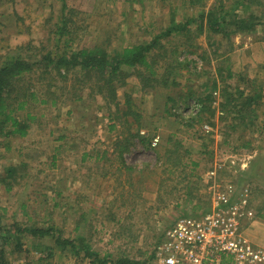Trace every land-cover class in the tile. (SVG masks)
<instances>
[{"label": "rangeland", "instance_id": "1", "mask_svg": "<svg viewBox=\"0 0 264 264\" xmlns=\"http://www.w3.org/2000/svg\"><path fill=\"white\" fill-rule=\"evenodd\" d=\"M238 1L203 0L195 7L188 0H66L74 49L103 45L119 51L152 40L171 21H182L219 4L232 17L255 15L259 24L254 32L233 33L225 40L206 32L190 39L177 36L164 44L170 55L158 64L160 72L178 56L193 64L170 78L178 86H117L115 99L109 100L98 92L94 80L74 75L54 105L51 99L48 104L37 103L33 132L26 138L0 141V178L11 166L23 176L11 190L6 187L9 180L0 181V213L5 222L32 224L52 218L49 222L61 227L66 237L75 238L79 234L76 223L85 214L81 232L101 257L147 259L154 249L156 252L157 239L180 215L199 216L213 206L216 193L209 183L210 171H217L221 185L217 189L227 184L238 189L248 186L250 191L251 186L264 189V149L257 148L264 146V136L255 132L264 125V99L258 101L261 106L254 126L247 129L232 130L233 116H220L230 96L225 93L227 88L234 97L251 86L254 90L264 88V0H246L241 7L236 5ZM62 4L61 0H0V62L19 54L35 57L52 49L56 45L54 26L63 16ZM190 44V53L180 56L178 53ZM225 67H230L233 74H244L245 79L227 78ZM42 69L30 82L48 97L49 83L57 84L59 77L55 71L44 73ZM201 86L215 95L211 104L215 114H204L203 122H195L192 127L174 121L177 111L189 114L194 104L191 92H201ZM129 99L141 119L124 116L130 108ZM111 124L115 125L112 130ZM137 132L140 136L133 137ZM175 134L183 139V147L162 141ZM132 137L123 159L127 166L142 169L141 175L119 171V148ZM251 140L253 150L233 149ZM167 147L184 156L189 163L186 170L174 167L173 160L167 162L169 157L174 158L164 157ZM104 150L107 155L98 162L95 156ZM86 151H92L94 158L83 162ZM250 196L253 208L264 200L256 190ZM55 203L60 205L54 207ZM245 232L253 244L264 248V220L250 221ZM25 243L28 252L6 247L11 261L89 264V260L70 251L36 260L41 251H48L43 247L50 244Z\"/></svg>", "mask_w": 264, "mask_h": 264}, {"label": "trees", "instance_id": "2", "mask_svg": "<svg viewBox=\"0 0 264 264\" xmlns=\"http://www.w3.org/2000/svg\"><path fill=\"white\" fill-rule=\"evenodd\" d=\"M48 1V0H44ZM203 0H188L191 6H201ZM246 0H239L236 3L237 6H242ZM63 16L60 22H57L54 26V39L56 45L52 49H48L45 52L38 53L37 56L23 57L21 54L12 56V58H4L0 62V141L13 139L15 137L26 138L31 132H33V123L37 121L38 117L34 113L37 103L48 104V99H51L52 105H54L58 99L64 94L66 84L73 77H84L85 79L94 80L95 86H97L98 92H100L105 98L109 100L115 99L117 86H127L128 84L141 85L143 89H151L156 84L162 83L168 86H178V82L169 81L172 76H176L178 70H183L193 66L192 62H186L187 58L180 59L174 57L172 65L165 67L163 73L158 70V64L162 60H166L170 55V51L164 44L171 41L174 37L183 38L202 35L203 33H209L210 35H216L219 40L229 39L231 34L237 32H254L257 24V18L255 15H249L245 18H241L238 15L232 17L225 10L223 5L213 6L207 12L202 9L198 14L186 17L182 21H171V25L161 32L159 35L153 37L152 40L135 45H129L122 47L119 51H111L105 48L103 45H94L92 47H82L74 49L72 47V37L68 30V22L66 11L68 7L66 0H61ZM237 6L231 7L235 9ZM228 10V9H227ZM70 13V11H69ZM71 37L67 38V37ZM210 37V36H209ZM193 45H189L187 49H182L178 54L184 55L185 52L190 53L189 50ZM22 49V46L19 47ZM30 48V47H29ZM175 54V53H174ZM177 54V53H176ZM177 56V55H176ZM43 68V69H42ZM42 69L44 73H50L55 71L57 73V84L49 83L48 87L50 98L44 96L40 89L36 87L35 83H31V77L38 70ZM227 78H238L244 80V74H233L230 67H225ZM76 75V76H74ZM189 79H187L188 81ZM61 83V84H59ZM85 84L87 82L84 81ZM215 85V83H214ZM54 86L53 89L51 87ZM83 87H79L81 90ZM250 89H244L238 91V96L234 97L233 93L225 90L226 95H230L227 101V105L223 106L221 118L229 116L231 114L232 130H236L239 127L247 129L254 126V121L258 115V109L261 103H258L259 99H264V88L254 90V86ZM52 90V91H51ZM130 90H128V93ZM193 92V93H192ZM191 92L194 104L189 114H182L180 112L174 113L175 120L180 121L183 126L192 127L195 122H203L204 114H215L212 109V100H214L213 92L208 91V87L201 86V92ZM190 96V95H189ZM195 96V97H194ZM130 98V95H129ZM168 101L172 102V98L168 97ZM130 108L124 113L125 117L132 115L141 119L142 116L133 111L132 106L134 102L127 100ZM230 106L229 110L224 111L225 108ZM224 111V112H223ZM23 113V115H21ZM183 121L185 123H183ZM111 130L115 128L114 124L110 125ZM255 132L264 136V125L261 129H257ZM139 132L133 137H139ZM133 137L125 140L124 144L119 148V155L117 162L120 165L119 171H126L129 175H141L142 169L136 170V168L127 166L123 159V153L129 148ZM168 145L175 142L177 148L183 147V139L179 136L171 135L162 140ZM3 143V142H2ZM253 141H247L243 145H237L233 149L235 151L241 149H252ZM264 149V146H257V148ZM95 158L98 162L105 159L107 151L97 152ZM164 157H169L167 162L173 160V166L180 167V171L186 170L189 167V163L184 161V156L181 155L177 149L165 148ZM94 158L92 151H86L83 154L82 161L86 159ZM195 165V163H192ZM252 164V163H251ZM176 168V169H177ZM125 169V170H124ZM145 171V170H143ZM173 172V170H172ZM243 173L249 175V170H243ZM23 178L19 175V170L15 166H11L4 170V175H1L0 181L9 180L7 182V189L11 190L17 182ZM250 188V187H249ZM256 190L260 193V196H264V189L259 186H251L252 191ZM58 194L57 196H59ZM60 204L55 203L54 207ZM25 206V205H24ZM23 206V207H24ZM256 217L264 220V200L261 201L259 207H255ZM210 210H204L205 213ZM201 213V214H202ZM187 215H180L177 219ZM85 214L80 216L77 221L75 231L79 233L75 238L66 237L64 230L56 225L50 223L52 218L48 221L41 223H7L4 220L2 213H0V264H7L11 262L9 254L6 250L7 246L14 247L16 252H28L24 249L25 242L32 240L34 243L44 244L48 242L50 245L44 246L48 248V251H41V256L36 260H44L53 258L55 252L64 254L65 252L72 253L74 256L81 258L82 260H89V264H148L150 261H155V249L147 259L130 258L126 255H120L117 259H113L111 255L101 257L100 254L94 251L89 243L86 241L84 234H82V219ZM176 219V220H177ZM175 220V221H176ZM46 222V223H44ZM164 233L157 239L155 246L157 247L163 240ZM26 240V241H25ZM84 253V255H82ZM28 259V257L26 258ZM30 264V263H28Z\"/></svg>", "mask_w": 264, "mask_h": 264}, {"label": "built area", "instance_id": "3", "mask_svg": "<svg viewBox=\"0 0 264 264\" xmlns=\"http://www.w3.org/2000/svg\"><path fill=\"white\" fill-rule=\"evenodd\" d=\"M216 196L209 211L177 219L164 231L156 247L157 264H264V248L246 236L247 223L255 219L248 186L222 189L217 171L208 173ZM7 264H27L26 260Z\"/></svg>", "mask_w": 264, "mask_h": 264}, {"label": "crops", "instance_id": "4", "mask_svg": "<svg viewBox=\"0 0 264 264\" xmlns=\"http://www.w3.org/2000/svg\"><path fill=\"white\" fill-rule=\"evenodd\" d=\"M253 220H254V219H253ZM253 220H252V221H253ZM251 223H252V222H251ZM256 223H257V222H256ZM253 224H255V222H254ZM249 227H251V226H249ZM249 230H250V229H249ZM249 230H248V228H247V231H249Z\"/></svg>", "mask_w": 264, "mask_h": 264}]
</instances>
